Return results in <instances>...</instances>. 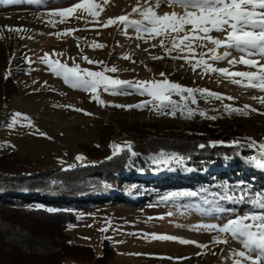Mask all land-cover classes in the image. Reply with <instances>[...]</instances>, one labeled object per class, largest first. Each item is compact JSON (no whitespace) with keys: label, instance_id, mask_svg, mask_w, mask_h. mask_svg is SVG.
I'll return each instance as SVG.
<instances>
[{"label":"rangeland","instance_id":"1","mask_svg":"<svg viewBox=\"0 0 264 264\" xmlns=\"http://www.w3.org/2000/svg\"><path fill=\"white\" fill-rule=\"evenodd\" d=\"M76 2L78 0H56L41 12L26 7H10L0 11V38L5 43L8 59L7 79L13 80L17 85L16 94L0 112V157L29 160L39 168L78 165L84 163L86 158L81 145L95 146L104 135L111 137L112 145L130 143L127 137L120 134L121 123L155 125L165 132L183 136L241 134L246 149L240 155L238 165L227 161L223 166L209 167L202 174L195 175L192 167L178 164L176 168H167L161 173L153 174L148 182L141 176H123L119 179L117 187L107 196L85 197L69 207L76 215V221L67 228L72 242L91 246L97 255L102 250L104 239L112 244L116 257L110 264H233L232 251L240 250L241 244L230 236H225L227 243H214V239L221 234L197 229L196 226L223 224L234 214L207 212L206 209L211 206L203 204L202 201L205 196L208 199H211V196L201 190L207 189L209 193L220 192L227 182L229 194L239 195L233 185L247 187L250 193H264V190H253L246 180L251 177L257 186L264 189V169L246 161L247 157L258 155L256 149L248 147L249 141L246 138L264 143V105L252 99L253 96L264 93L234 85L219 73L205 74L202 66L193 71L191 65L183 59L172 58L177 52H172L171 56L167 55L159 46V38L146 43L143 39L136 38L132 28L125 30L123 25L100 27L93 17L79 10L63 22L61 17L49 14L55 9L67 8ZM135 5L136 0H109L108 4L103 5L104 11L96 19L103 21L108 17L131 13ZM162 7L163 12L173 10L167 5ZM175 10L182 11L180 8ZM79 16L86 17L88 22L86 23L85 19H77ZM17 28L25 31L9 30ZM69 29L78 30L69 35H57ZM211 34L218 35L215 32ZM94 42L105 47L94 49ZM165 43L170 46L169 39L166 38ZM154 44L156 47H153ZM207 47L213 46L208 44ZM200 51L207 49L197 47V52ZM45 53L49 54L52 61L59 60L69 67L75 64L82 69L102 71L104 65L114 66L118 71L106 75L125 81H159L166 78L182 87L208 89L235 99L221 101L201 96L197 92L196 103H192L191 98L183 99L187 96L186 93L173 94L172 100L185 108L183 113L178 110L173 117L154 110L151 103L143 109L113 107L112 105H136L151 98L135 92L129 95H114L101 90L100 98L105 101V106H101L92 99L91 93L83 89H73L65 84L62 78L55 76L39 59ZM12 54L14 56L11 60L9 57H12ZM83 56L102 61L103 64H88ZM125 56L129 59H124ZM154 56L163 59H153ZM208 62L216 68H229L230 71L249 70L241 64L229 65L226 60ZM160 73L165 76L162 77ZM224 105L240 109L250 105L251 109L257 111L249 109L241 115L225 111ZM189 108L197 113L203 111L206 116L196 114L189 118ZM14 113L22 115L18 118L16 126L10 129L7 125ZM212 116L216 119L206 118ZM77 156H83L84 160L77 161ZM148 161L150 162V159ZM212 173L214 175L208 176ZM179 191H197L200 195L177 200L162 199L170 192ZM5 199L0 196V212L16 208ZM23 201L26 202L21 203L20 208H55L54 204L45 205L34 200L28 202L26 199ZM220 204L224 208H236L237 214L248 211L251 207L226 201H220ZM103 228L107 231H100ZM153 234L175 236L179 239L192 236L196 239L187 240L206 244L208 247L182 244L179 240L153 239ZM64 262L93 264L73 258H66Z\"/></svg>","mask_w":264,"mask_h":264},{"label":"snow or ice","instance_id":"2","mask_svg":"<svg viewBox=\"0 0 264 264\" xmlns=\"http://www.w3.org/2000/svg\"><path fill=\"white\" fill-rule=\"evenodd\" d=\"M29 2L39 3V0H29ZM109 3V0H78L73 5L55 9L50 15L61 17L64 19L74 15L78 10L86 13L87 16L94 18L95 22L100 26L107 28L113 25H123L124 29L132 28L136 33L137 39H143L146 43L151 39L159 38V46L163 48L167 55L171 56L172 52H177L173 59H183L189 63L192 70L195 71L199 67H203L205 74L219 73L232 84L238 85L245 89H255L264 93V0H136V5L132 7V12L126 15L116 17H108L106 20L100 21L98 18L102 11L103 5ZM163 5H167L173 10L171 12L159 11ZM180 8L182 11L177 12L175 9ZM133 16L140 17L139 19ZM77 19H85L79 16ZM51 22V21H49ZM10 31H25L24 29H9ZM78 29H69L65 33H57V35H69ZM218 35H212L211 33ZM127 35V32L125 31ZM170 40V46L166 45L165 39ZM211 44L213 47L208 48ZM79 46V45H78ZM94 49H102L103 44L93 43ZM139 47V45H137ZM153 47H156L154 44ZM197 47L207 49V51L197 52ZM223 49L221 52L220 50ZM147 51V49H145ZM233 51L240 53L239 58L233 56ZM54 55H60L54 53ZM124 59H129L125 56ZM153 59H163V57L154 56ZM51 72L63 79L64 83L73 89H83L92 94L99 105L105 106V101L100 98V91L114 95H129L132 92L140 95H146L151 99L143 101L136 105H112L113 107H122L131 109L133 107L143 109L150 103L154 110L162 112L165 115L175 116L179 110L181 113L185 110L175 101L172 100L173 94L186 93L183 99L191 98L192 103H196L195 93H199L204 97H212L223 101L224 99L234 100V97H225L221 93L213 92L208 89H192L182 87L177 83L163 80L148 81H125L106 73H116V67H108L104 65L102 71H92L82 69L78 65L69 67L66 63L59 60L52 61L48 53L39 58ZM83 59L88 64H103L102 61H94L87 56ZM195 60V63H193ZM213 62L226 60L229 65H244L248 71H230L229 68H216L208 61ZM135 61H133L134 63ZM31 63V60H29ZM254 69V71L252 70ZM162 77L164 73H160ZM237 77L241 79H236ZM252 99L257 100L264 105V95L253 96ZM225 111L232 113L245 114L246 110L257 111L251 109L250 105H245L243 109L224 105ZM167 109V111H165ZM76 111H82L75 109ZM91 115V113H85ZM188 117L199 114L206 116V113L200 111L195 112L187 109ZM21 113H14L8 128H14L18 123ZM216 119L215 116L206 117ZM25 119H27L25 117ZM30 126V125H29ZM41 135H45L41 133ZM51 139L50 137H47ZM249 148L257 150L258 155L249 156L246 161L258 168L264 169V143L257 142L252 138H246ZM223 143V142H220ZM233 145H239L240 141L235 140ZM211 146H215L213 143ZM113 155H119L122 151H131L130 143L125 142L124 145L113 144ZM200 148L206 147L204 144L198 145ZM135 156L136 153L132 152ZM150 162L157 167L168 166L172 162L182 163L183 158L177 154H168L163 151L150 156ZM77 161H83V156H77ZM70 167H75L72 165ZM233 189L239 192V195L229 194L227 182L221 187L220 192H208L202 189L201 192L207 193L202 203L210 205L206 209L207 212L217 214L232 213L223 224L209 223L197 225V229H204L208 232H216L221 234L214 239V243H227L225 236H230L233 240L241 244L240 250H233V264H264V193H250L247 187L242 185H233ZM200 192L197 191H179L170 192L162 197L163 200H177L183 197H197ZM220 201H226L234 205H250V210L237 214L236 208H224ZM49 212H56L57 209H46ZM171 215V213H169ZM100 231H107L106 228ZM153 239L159 240H179L182 244H196L197 247L207 248L206 244H199L196 241L179 239L169 235H155Z\"/></svg>","mask_w":264,"mask_h":264},{"label":"trees","instance_id":"3","mask_svg":"<svg viewBox=\"0 0 264 264\" xmlns=\"http://www.w3.org/2000/svg\"><path fill=\"white\" fill-rule=\"evenodd\" d=\"M7 65L5 43L0 38V112L17 92L16 83L7 79ZM119 129L130 140L131 151L114 156L112 139L104 135L95 146L81 145L85 162L75 167L39 168L29 160L0 157V196L16 206L0 212V264H65L66 258L110 264L116 250L107 240L102 241L98 255L91 246L71 241L67 228L75 223L76 215L69 207L85 197L109 193L123 176H152L178 164L190 166L194 172L219 167L227 161L237 164L246 149L242 135L237 133L183 136L138 123H121ZM235 140L240 144L233 145ZM200 144L206 147H198ZM161 151L177 154L183 162L157 167L148 161ZM23 199L54 204L58 211L49 212L46 206L20 208L26 202Z\"/></svg>","mask_w":264,"mask_h":264},{"label":"bare ground","instance_id":"4","mask_svg":"<svg viewBox=\"0 0 264 264\" xmlns=\"http://www.w3.org/2000/svg\"><path fill=\"white\" fill-rule=\"evenodd\" d=\"M55 0H39V3L36 2H29V0H0V11H3L7 8L10 7H26L30 9H34L37 11H45L48 6ZM64 1H70V0H64ZM161 14L163 13V7L160 8L159 10ZM126 15V14H123ZM233 55L235 56H240V53H237L233 51ZM217 176V175H216ZM186 239H196L195 237L192 236H185Z\"/></svg>","mask_w":264,"mask_h":264},{"label":"built area","instance_id":"5","mask_svg":"<svg viewBox=\"0 0 264 264\" xmlns=\"http://www.w3.org/2000/svg\"><path fill=\"white\" fill-rule=\"evenodd\" d=\"M13 56H14V54H12V57L10 56L9 58L11 59V58H13ZM12 60V59H11Z\"/></svg>","mask_w":264,"mask_h":264}]
</instances>
